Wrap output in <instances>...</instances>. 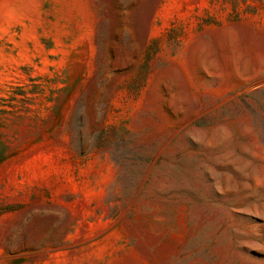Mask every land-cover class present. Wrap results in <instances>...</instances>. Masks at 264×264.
<instances>
[{"label":"rangeland","instance_id":"374dc122","mask_svg":"<svg viewBox=\"0 0 264 264\" xmlns=\"http://www.w3.org/2000/svg\"><path fill=\"white\" fill-rule=\"evenodd\" d=\"M0 264H264V0H0Z\"/></svg>","mask_w":264,"mask_h":264}]
</instances>
